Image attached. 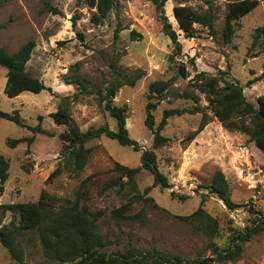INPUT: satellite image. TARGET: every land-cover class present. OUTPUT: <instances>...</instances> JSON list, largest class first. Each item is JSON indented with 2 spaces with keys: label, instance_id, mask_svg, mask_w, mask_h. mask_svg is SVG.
Here are the masks:
<instances>
[{
  "label": "rangeland",
  "instance_id": "obj_1",
  "mask_svg": "<svg viewBox=\"0 0 264 264\" xmlns=\"http://www.w3.org/2000/svg\"><path fill=\"white\" fill-rule=\"evenodd\" d=\"M115 1L116 9L100 25H94L90 21L94 10L89 8L88 0H0V25L3 26L0 48L14 54L27 41H34L25 70L50 89L7 98L3 93L6 70L0 67V110L5 113L17 110L27 125L40 124L53 136L35 134L30 146L21 143L11 149L6 146V139H21L32 134L0 119V154L9 163L0 204L33 203L42 190L68 198L90 175H95L93 180L98 184L117 177L112 172L114 162L131 168L140 166L141 153L151 149L153 140L144 125L146 106L148 102L157 103L156 99H149L148 88L156 81H170L166 99L159 101L152 111L154 129L164 110L193 106V101L184 97L187 93L198 95L199 105L208 116L207 123L200 133L188 140L201 114L173 115L167 119L160 134L168 142L154 152L158 170L166 177L168 186L163 189L153 186L151 174L141 170L136 176L137 187L140 192L151 187L147 196L153 200V205H134L131 221L101 219L99 232L113 243L103 250H122L128 246L156 248L180 255L187 261L209 256V238L195 227V221L189 223L178 217L195 212L204 196L202 209L219 224V235L213 241L221 245L228 228L241 230L248 224L247 207L264 215V154L246 135L226 129L208 108L205 95L189 79L194 76V69L212 76L226 72L225 79L238 83L246 101L257 108L256 99L264 94V52L259 48L250 50V46L253 31L264 25V0H256L258 6L234 23V34L228 44L223 42L221 33L228 6L237 0H168L162 17L148 1ZM177 5L190 6L197 11L211 9L214 14L212 32L195 25L193 37H187L179 30L173 15V7ZM163 18L177 35L181 46L179 54L162 31ZM132 32L136 37L131 36ZM181 64L186 66L189 78L184 79L178 73ZM73 65L77 66V75L88 82L91 93H82L76 86L63 83V78L71 76ZM134 78L137 79L133 85L126 82L118 90L112 103L125 109L128 136L141 151L135 152L131 147L101 136L85 144L92 147L93 152L78 178L63 174L47 183L60 156L58 135L66 129L55 125L49 114L56 112L61 100L66 99L69 114L82 132L103 125L115 130V121L103 110L99 93L103 94L116 79ZM250 80L255 81L248 85ZM216 170L224 174L231 200L246 207L229 210L215 195L208 193L207 186ZM96 189L90 188L91 209L102 210L108 216L111 210L123 204L114 191L100 195ZM9 220L8 213L4 224ZM21 244L25 262H45L34 236L23 237ZM0 264H17L1 245ZM226 264H264V234L243 245L240 259Z\"/></svg>",
  "mask_w": 264,
  "mask_h": 264
},
{
  "label": "trees",
  "instance_id": "obj_2",
  "mask_svg": "<svg viewBox=\"0 0 264 264\" xmlns=\"http://www.w3.org/2000/svg\"><path fill=\"white\" fill-rule=\"evenodd\" d=\"M144 1L153 4L160 16H163V7L168 0ZM88 6L94 10L90 18L91 23L100 25L108 14L116 9V1L88 0ZM257 6L256 0H237L229 4L221 33L224 43H230L234 34V23ZM53 12L57 13L55 10ZM173 15L179 30L187 37H193L195 25L207 28L212 32L214 14L211 9L197 11L190 6L177 5L173 7ZM2 28L3 26L0 25V30ZM162 31L170 39L176 53L179 54L181 46L177 35L164 18ZM134 35L136 34L132 32L131 36L136 37ZM34 47L35 42L29 40L14 54H8L3 48H0V67L6 70L3 93L7 98H15L23 92L38 94L43 90L50 91L41 80L29 75L25 70ZM255 48L264 52V25L256 28L252 33L250 50ZM189 63L194 67L192 60ZM178 70L182 78L190 77L185 65L181 64ZM70 71L71 76L63 78V83L68 86H76L82 93H91V89L87 86L88 82L77 75V66L73 65ZM226 75V72H220L218 76H212L194 69V76L189 79V82L205 95L208 108L226 129L246 135L248 140L264 154V94L257 97V108H255L253 104L246 101L243 88L238 83L227 81ZM136 79L126 81L116 79L104 89L103 94L99 93L103 110L115 121V130L103 125L82 132L69 114V104L66 99L61 100L56 112L49 114V118L55 125L64 126L66 129L58 135L61 141L60 156L54 170L46 180L47 183L63 174H67L70 178H78L93 152V148L86 147L85 144L99 139L101 136L115 140L121 146L131 147L135 152L141 151L137 143L128 136L125 128V109L116 107L112 103L118 90L126 82L133 85ZM254 81L250 80L248 85L253 84ZM169 86L170 81L154 82L148 88L149 99H156L157 103L165 100ZM184 97L191 99L193 106L190 109L164 110L155 129L152 111L155 110L157 103H147L144 125L152 133L153 140L151 149L142 151L140 166L131 168L114 162L112 172L117 174V177L98 184L93 180L95 175H90L81 181L79 188L68 198H61L42 190L36 202L0 204V245L10 259L17 264H32L25 262L24 259V248L21 241L25 236H34L39 243L45 258V262L42 264H226L240 259L243 245L255 236L264 234V215L252 207H247L246 211L250 216L248 224L241 230L235 227L228 228L224 242L219 245L213 241L219 235V224L215 218L202 209L204 196H202L201 204L195 212L189 216L178 217V219L197 223L195 227L209 238V256L187 261L180 255L156 248L142 249L128 246L122 250L108 252L103 250L113 243L101 236L98 227V222L101 219L109 217L115 221H131L134 219V216L130 215L134 205L139 203L153 205V200L147 196L151 187H146L142 192L137 187L136 176L141 170L151 174L153 186L162 189L168 186L166 177L158 170L154 152L168 142V139L160 134L167 124V119L173 115L201 114L199 124L196 130L190 134L188 140H192L204 129L208 116L199 105L198 95L187 93L184 94ZM0 119L27 129L32 134L30 137L21 139H6L5 143L8 148L13 149L21 143L30 146L34 141L35 134L53 137L40 124L34 127L27 125L20 118L17 110L12 113L0 110ZM8 170L9 163L0 154V196L8 179ZM91 187L97 188L100 195L114 191L123 204L117 209L111 210L108 216L102 210L91 209L88 204ZM207 189L208 193L215 195L229 210L246 207L231 200L227 181L220 170L213 173ZM171 196L174 194L171 193ZM180 199H184V197H180ZM8 213L10 220L4 224Z\"/></svg>",
  "mask_w": 264,
  "mask_h": 264
},
{
  "label": "water",
  "instance_id": "obj_3",
  "mask_svg": "<svg viewBox=\"0 0 264 264\" xmlns=\"http://www.w3.org/2000/svg\"><path fill=\"white\" fill-rule=\"evenodd\" d=\"M126 124H128V120H127V119H125V125H126Z\"/></svg>",
  "mask_w": 264,
  "mask_h": 264
}]
</instances>
